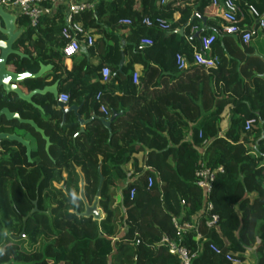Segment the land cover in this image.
<instances>
[{"label":"trees","instance_id":"trees-1","mask_svg":"<svg viewBox=\"0 0 264 264\" xmlns=\"http://www.w3.org/2000/svg\"><path fill=\"white\" fill-rule=\"evenodd\" d=\"M91 1L94 7L72 21L81 27L75 34L79 45L86 43V35L94 38L88 30L100 35L95 43L104 49L97 65L79 67L81 56L71 67L65 64L64 6L45 2L52 11L35 26L24 15L18 17L24 29L13 47L23 56L10 55L7 69L35 73L39 62L51 65L46 77L25 79L18 86L29 92L58 81L59 93L68 94L70 105H79L82 118L99 117L79 132L74 111L62 122L50 94L32 97L38 108L0 89V109L33 119L50 139L47 153L33 127L0 116V131L19 129L34 139L30 160L21 143L0 140V264H181L161 237L175 238L173 216L190 221L202 209L196 171L218 167L223 171L216 170L208 194V218L216 214L218 219L211 227L202 219L201 238L190 229L181 244L194 254L191 264H233L212 252L210 243L241 262L251 252V264H264V27L247 28L255 35L242 45L237 35L221 31L216 18L207 17L211 0ZM237 2L264 15V0ZM144 16L155 22L167 19L170 30L146 26ZM125 18L131 23L124 24ZM210 34L215 41L207 55L218 63L206 69L194 63L193 52ZM143 37L152 43L138 49ZM176 54L186 59V69H178ZM103 66L110 69L107 81L100 74ZM136 66L139 83L133 84ZM113 112L109 132L102 119ZM247 120H254L249 129ZM224 121L227 128L220 134ZM101 175V218L79 215L84 211L81 178L91 204ZM135 175V181L128 180ZM148 176L153 178L150 187ZM119 181H126L120 193Z\"/></svg>","mask_w":264,"mask_h":264},{"label":"built area","instance_id":"built-area-1","mask_svg":"<svg viewBox=\"0 0 264 264\" xmlns=\"http://www.w3.org/2000/svg\"><path fill=\"white\" fill-rule=\"evenodd\" d=\"M51 0H0V6L5 9H16L19 15H24L31 26H35L38 22L39 17L45 13H51L52 7H44V3ZM164 2V0H161ZM238 0H211L213 6H217L220 9V17L222 19L221 31L226 34L237 35L242 45H248L252 37L255 35V31L252 29H245L239 25V22L244 19L245 13H248L254 18L259 27H264V15H260L256 8L251 4H245L244 7L238 5ZM94 3L91 0H72L66 7L65 19L66 26L63 27L61 33L67 43L63 49L66 56L75 54L79 48V41L76 39L75 34L81 31L79 24L73 23L72 18L80 12L92 9ZM7 11V10H5ZM8 12V11H7ZM124 24H130V19H122ZM146 26H156L162 30H170L171 23L165 19H157V21H152L148 16H144L141 21ZM86 44L88 46L93 45V38L89 35L85 36ZM215 41V35H205L200 40V49H195L193 52L194 63L203 68L216 67L218 63V58L216 56L207 55V52L211 49L212 43ZM152 40L148 37H143L139 40L138 49H142L146 45H150ZM176 65L178 69L184 70L187 68L188 63L186 59L181 54H176ZM100 74L103 81H107L110 77V69L103 66L100 69ZM131 80L133 84H138L139 82V72L134 70L131 74ZM100 93L97 95L99 98ZM69 96L67 93L62 92L58 94L57 101L68 102ZM100 110L107 114V109L101 105ZM254 120L246 121V129H249L250 125ZM216 170L223 171L222 167L216 169L201 168L196 171V176L198 177L197 185L204 191L206 195V203L201 210H199L190 221L183 220L181 216H175L172 218V224L175 228V238H170L167 236H162L160 243L166 245L169 253L176 255L181 264H191V259L194 256L193 253L189 252L186 246L181 244V236L183 233L190 229H195L196 237L201 238V233L198 231L200 220L205 219V224L211 227L218 219L216 214H210L208 218L209 210L211 209V203L208 200V194L211 190L212 182L215 177ZM147 186L150 187L153 184V178L148 176L146 178ZM134 194V189L131 190L130 195ZM210 250L217 255H223L225 259L235 263H240L241 259L238 258L233 253H225L220 247L214 243H210Z\"/></svg>","mask_w":264,"mask_h":264},{"label":"water","instance_id":"water-1","mask_svg":"<svg viewBox=\"0 0 264 264\" xmlns=\"http://www.w3.org/2000/svg\"><path fill=\"white\" fill-rule=\"evenodd\" d=\"M16 21H17V17L15 15L5 11L0 6V32L5 36L4 38H0V89L7 94L14 93L19 99H21L22 101L28 104H32L33 106H37L32 100V97L35 94H40V95L50 94L55 100L54 106L62 111V120L63 121L65 120V116L67 112L71 110L74 111L80 123L79 132H84L85 131L84 126L86 125V123H88L92 118L99 116L92 115L90 119H84L79 114V105H70L68 102L63 103L57 101V97L59 94L58 81H55L53 84H47L43 88L32 89L29 92H24L18 86L17 83L25 79L46 77V71L51 69L50 64H43L39 62V68L35 73L29 71H24L19 73L7 69L6 65L10 55L16 54L19 56H23V53L14 49L13 47L14 43L23 32V30L21 29L20 30L16 29ZM177 32L179 34H182V29H179ZM123 63H124V53L123 51H121L119 69H121ZM37 107L40 108V106ZM116 115L117 113L113 112L112 116L109 119H102L103 125L109 129V132H111V122ZM0 116H4V118L8 121L16 120L20 124L24 123L33 127L36 132L40 133L41 137L45 141V150L47 153H49L50 139L45 134L44 130L41 129L33 119H23L18 112L10 111L7 107H3L0 109ZM1 139L14 140L16 142L21 143L26 149V155L28 160H30L31 141H29L22 135H18L16 133L3 132V131H0V140ZM102 181H103V176L101 175L94 200L91 204H88L83 192L84 181L81 178L79 195L84 202V211L79 213V215L86 217L92 216L96 220H99L101 218L97 205L100 196V188ZM61 186L63 187V185ZM33 203L35 204L33 211H35L37 210L36 202L34 201ZM75 211L77 212V209H75Z\"/></svg>","mask_w":264,"mask_h":264},{"label":"crops","instance_id":"crops-1","mask_svg":"<svg viewBox=\"0 0 264 264\" xmlns=\"http://www.w3.org/2000/svg\"><path fill=\"white\" fill-rule=\"evenodd\" d=\"M72 0H51L50 2H51V4L54 6V7H56V6H64L65 8L69 5V3L71 2ZM5 10H7L9 13H11V14H13V15H15L16 17H17V20H18V17H19V14H17L16 12H18L16 9H5ZM67 10L65 9L64 10V12H66ZM206 15H207V17L208 18H216L217 20H218V25L219 26H221L222 25V19H221V17H220V9H219V7H217V6H211L210 8H208V10L206 11ZM248 15V16H247ZM247 17L246 18H244L242 21V28H245V29H247V28H253L254 29V26H255V24H256V21L254 20V18L252 17V16H250L248 13H247ZM174 19H177L178 17H179V13H178V11L177 12H175L174 13ZM165 20H167V19H165ZM168 21V20H167ZM16 29L17 30H23L24 29V27L23 26H21L17 21H16ZM178 31V30H177ZM88 32H89V34H93V36H94V42H93V45L92 46H88L84 41H81V45H80V48H79V50L75 53V55H73L72 57L70 56L69 58H66L65 59V64L67 65V67H71V65H72V63H73V61H74V59L76 58V57H79V56H81L82 57V59H81V61L79 62V67H81V68H83V66L87 63V62H89V63H92L93 65H97L98 63H99V53H101L102 51H103V49H104V44L103 43H101V44H99V46L97 47L96 45H97V43H95V41L97 40V39H99L100 38V35H98V34H95L94 33V31H92V30H88ZM87 32V33H88ZM89 47H95L91 52H88V49H89ZM136 69V71H138L139 72V70H140V66H136L135 67ZM140 75V74H139ZM139 83V82H138ZM106 119H109V118H106ZM227 127H226V121H224L223 123H222V127H221V131H220V134H223V132H224V130L226 129ZM23 131L22 130H16L14 133H16V134H20V133H22ZM29 135H30V137H29ZM23 137H25L26 139H28L29 141H31V149L34 147V145H33V137L31 136V134L30 133H28V132H26L25 133V135H23ZM136 157H138V159L140 160V155H135ZM129 169H131V168H129ZM137 175H135V176H133L132 178H130V179H128L129 181H135L136 179H137ZM118 184H119V188H118V190L117 191H119V193H120V190H121V187L122 186H124L125 184H126V181H119L118 182ZM119 193H117V195H118V197H119ZM202 196H203V206H204V203H206V200H207V198H206V195H205V193H204V191L202 190ZM118 199V198H117ZM124 211V209L122 210V212ZM197 213V212H196ZM196 213H194L192 216H191V218H193L194 216H195V214ZM173 217H175V216H173ZM172 217V218H173ZM202 220V219H201ZM201 220H200V224H201ZM123 233H121V235H122ZM120 235V236H121ZM251 252H246L245 254H244V259H243V261L242 262H240V263H235V264H242L243 262H248L247 264H251L252 262H253V259L250 257V260L248 259L249 258V254H250Z\"/></svg>","mask_w":264,"mask_h":264},{"label":"flooded vegetation","instance_id":"flooded-vegetation-1","mask_svg":"<svg viewBox=\"0 0 264 264\" xmlns=\"http://www.w3.org/2000/svg\"><path fill=\"white\" fill-rule=\"evenodd\" d=\"M3 38H4V37H3ZM62 122H63V120H62ZM5 127H6V126H5ZM16 130H18V129H13L12 132H8V133H14ZM25 133H26V132H22V133H20L19 135H22V136H23V135H25Z\"/></svg>","mask_w":264,"mask_h":264},{"label":"rangeland","instance_id":"rangeland-1","mask_svg":"<svg viewBox=\"0 0 264 264\" xmlns=\"http://www.w3.org/2000/svg\"><path fill=\"white\" fill-rule=\"evenodd\" d=\"M73 55H75V54H72V55H70V56H73ZM29 137H30V135H29ZM249 260H250V256H249V258H248ZM248 262H243L242 264H247Z\"/></svg>","mask_w":264,"mask_h":264},{"label":"clouds","instance_id":"clouds-1","mask_svg":"<svg viewBox=\"0 0 264 264\" xmlns=\"http://www.w3.org/2000/svg\"><path fill=\"white\" fill-rule=\"evenodd\" d=\"M60 94V93H59Z\"/></svg>","mask_w":264,"mask_h":264}]
</instances>
